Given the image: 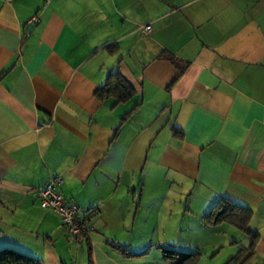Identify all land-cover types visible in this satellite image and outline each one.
Wrapping results in <instances>:
<instances>
[{
	"label": "crops",
	"instance_id": "crops-1",
	"mask_svg": "<svg viewBox=\"0 0 264 264\" xmlns=\"http://www.w3.org/2000/svg\"><path fill=\"white\" fill-rule=\"evenodd\" d=\"M113 71L125 102L94 94ZM0 73V247L42 264L209 247L219 264L241 242L201 215L225 197L251 209L246 264H264V0H0ZM52 175L95 227L79 239L39 205Z\"/></svg>",
	"mask_w": 264,
	"mask_h": 264
},
{
	"label": "trees",
	"instance_id": "trees-1",
	"mask_svg": "<svg viewBox=\"0 0 264 264\" xmlns=\"http://www.w3.org/2000/svg\"><path fill=\"white\" fill-rule=\"evenodd\" d=\"M176 62L173 57H170ZM4 73H0V79ZM97 98L104 99L113 97L116 102H125L135 94L134 87L118 72H110L104 83L98 86L94 92ZM135 105L128 111L122 120L127 119L136 110ZM252 215L250 208L235 203L228 198L217 201L208 212L201 215L202 221L207 225H218L228 223L234 228L243 231L247 237V244H240L237 250L230 255L222 264H246L255 254L256 246L259 241V232L249 227ZM118 248V247H117ZM162 257L172 264H197L200 253L198 251H183L172 247H160ZM130 256H140L145 254L133 253L123 250ZM0 264H42L41 260L35 256L26 254L10 247L0 248Z\"/></svg>",
	"mask_w": 264,
	"mask_h": 264
},
{
	"label": "built area",
	"instance_id": "built-area-1",
	"mask_svg": "<svg viewBox=\"0 0 264 264\" xmlns=\"http://www.w3.org/2000/svg\"><path fill=\"white\" fill-rule=\"evenodd\" d=\"M31 21H37V17H32ZM150 29V25H145L144 30ZM62 178L59 175H52L42 185L36 188V195L39 205L56 213L60 218V223L66 232L74 239H79L83 235L93 231L94 225L79 215V206L74 202L67 201L59 190Z\"/></svg>",
	"mask_w": 264,
	"mask_h": 264
},
{
	"label": "rangeland",
	"instance_id": "rangeland-1",
	"mask_svg": "<svg viewBox=\"0 0 264 264\" xmlns=\"http://www.w3.org/2000/svg\"><path fill=\"white\" fill-rule=\"evenodd\" d=\"M223 225L225 226V229L228 231L226 238H228V239L232 238V239L238 241L239 243L241 242V244H244V245L246 244V241H244L245 240V238H244L245 234L243 233V231H240V230L234 228L233 226H231L228 223H223ZM210 226H212V225H210ZM228 229H230V230H228ZM198 252L200 253L199 260H198L199 264L211 263L212 260L214 259L215 255L217 254V253H215V251H211L209 249V247H207V248L204 247L203 249H200ZM229 252L230 251L227 249V250H224V252H222L220 257H217L218 256L217 255L216 256L218 259L217 262L219 261V264L221 262H224L230 256L231 253H229ZM222 258H224V259H222ZM221 259H222V261H221ZM170 264H172V263H170Z\"/></svg>",
	"mask_w": 264,
	"mask_h": 264
}]
</instances>
